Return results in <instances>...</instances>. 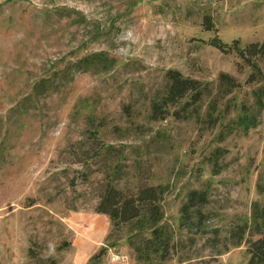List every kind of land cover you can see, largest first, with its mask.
I'll use <instances>...</instances> for the list:
<instances>
[{
  "label": "rangeland",
  "instance_id": "obj_1",
  "mask_svg": "<svg viewBox=\"0 0 264 264\" xmlns=\"http://www.w3.org/2000/svg\"><path fill=\"white\" fill-rule=\"evenodd\" d=\"M235 40L264 41V0H0V264H87L102 247L94 264H248L227 232L264 207V56ZM168 70L202 96L153 120ZM105 178L166 187V259L136 260L129 225L95 212ZM191 189L208 195L201 232L180 219Z\"/></svg>",
  "mask_w": 264,
  "mask_h": 264
},
{
  "label": "trees",
  "instance_id": "obj_2",
  "mask_svg": "<svg viewBox=\"0 0 264 264\" xmlns=\"http://www.w3.org/2000/svg\"><path fill=\"white\" fill-rule=\"evenodd\" d=\"M205 24L207 29H210L211 22L208 18ZM212 44L223 51H225L224 47H227L217 39ZM231 45L229 49L234 50L240 58L264 56V41L253 42L241 48L235 40ZM165 78L164 91L157 93L151 101V119L165 118L169 114L168 107H175L181 103L179 110H173V116L184 117L181 112H185L188 108H191L189 113H192L193 105L201 99L203 92L199 81L183 77L176 70H168ZM224 79L226 78L223 76ZM165 191L166 187L162 185H142L135 192H124L116 188L107 178L100 186L95 212L107 216L113 229L121 224L129 225L131 234L127 236V239L135 253L136 260H148L151 256L166 259L169 256L170 236L164 228L157 226L163 218L161 201ZM208 202L205 190L191 189L186 193L185 200L180 207V219L186 228L195 226L197 232L203 231L201 224L206 214L200 208ZM144 230L148 232L147 236L140 238L138 242L134 241L133 239H136ZM111 234L112 230L105 241L110 240ZM227 240L231 245L244 242L248 264H264V207L253 203L250 221L228 230ZM104 254L105 248L102 247L90 257L87 264H94Z\"/></svg>",
  "mask_w": 264,
  "mask_h": 264
}]
</instances>
